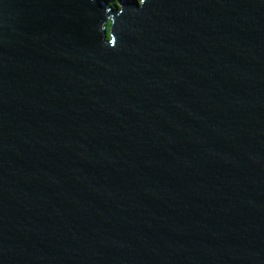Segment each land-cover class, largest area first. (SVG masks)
<instances>
[{"label": "water", "instance_id": "95a60500", "mask_svg": "<svg viewBox=\"0 0 264 264\" xmlns=\"http://www.w3.org/2000/svg\"><path fill=\"white\" fill-rule=\"evenodd\" d=\"M0 264H264V0H0Z\"/></svg>", "mask_w": 264, "mask_h": 264}, {"label": "trees", "instance_id": "16d2710c", "mask_svg": "<svg viewBox=\"0 0 264 264\" xmlns=\"http://www.w3.org/2000/svg\"><path fill=\"white\" fill-rule=\"evenodd\" d=\"M103 1L105 2L106 5L115 6L117 0H103Z\"/></svg>", "mask_w": 264, "mask_h": 264}, {"label": "clouds", "instance_id": "9594fccd", "mask_svg": "<svg viewBox=\"0 0 264 264\" xmlns=\"http://www.w3.org/2000/svg\"><path fill=\"white\" fill-rule=\"evenodd\" d=\"M140 4V3H139ZM141 5V4H140ZM144 5V4H143ZM142 6V5H141Z\"/></svg>", "mask_w": 264, "mask_h": 264}, {"label": "rangeland", "instance_id": "374dc122", "mask_svg": "<svg viewBox=\"0 0 264 264\" xmlns=\"http://www.w3.org/2000/svg\"><path fill=\"white\" fill-rule=\"evenodd\" d=\"M117 2V1H116Z\"/></svg>", "mask_w": 264, "mask_h": 264}]
</instances>
